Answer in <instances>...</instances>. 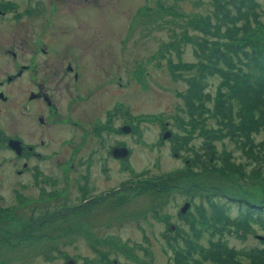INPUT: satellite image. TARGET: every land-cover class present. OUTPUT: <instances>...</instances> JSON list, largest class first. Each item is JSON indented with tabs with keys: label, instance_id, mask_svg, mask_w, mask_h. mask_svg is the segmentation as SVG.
I'll list each match as a JSON object with an SVG mask.
<instances>
[{
	"label": "rangeland",
	"instance_id": "obj_1",
	"mask_svg": "<svg viewBox=\"0 0 264 264\" xmlns=\"http://www.w3.org/2000/svg\"><path fill=\"white\" fill-rule=\"evenodd\" d=\"M210 3L211 0H56V12L52 18L54 26L51 27H56V33L57 27L67 28L57 35L58 41L68 44L85 38L96 49L102 48V55H114L120 59L114 64L116 69L113 73H105L93 59H83L84 80L93 82L95 78H102L105 86L95 98L99 104L93 106L99 110L89 111L92 108L90 97L86 106L80 105L76 109L73 103L74 114L91 121L94 119L92 115L99 116L101 110L103 118L100 121H104L107 119L105 113L117 101L120 114L111 121L115 125L125 123L128 113L134 117L136 131L119 135L105 131L102 148L91 139L88 146L85 144L84 154L88 150L91 158L92 194H101L110 188L120 190L119 193L101 199L96 197L84 205L75 206L80 203L78 185H81L80 175L85 174L87 162L78 158L80 152H73L76 154L73 168L55 166L53 160L41 163L48 174H43L39 182L28 184L19 192L13 191L11 184L0 191L3 195L0 201V264H64L68 258H73L76 264H170L173 256L171 240L177 239L182 246L183 232L192 237L189 222L197 211L193 204L200 201L205 204L208 197L201 193L211 185L220 183L221 187H239L251 194L257 193V199L264 196L262 179L246 181L232 176L233 179L222 177L218 182L208 176H199L198 172L195 176H187L185 172L189 169L185 164L192 156L191 150L199 151L204 139L200 134L195 132L183 148L176 139L161 138L166 129L174 135L177 132L181 137L182 132L175 120L177 115L183 116L180 111L184 108L183 99L179 93L186 90V79L192 76V71L190 67L176 69L173 66L179 62L198 64L197 42H190L185 34L199 35V30L190 20L209 13L212 9ZM42 24L43 18H40L26 27H42ZM96 35L99 36L98 41L94 38ZM113 40L118 50L114 49ZM101 59L105 60L104 57ZM218 82L216 75L208 78L211 93H214ZM208 124L214 125L213 120H208ZM72 130L73 138L79 139L80 132L75 128ZM86 131L92 136L88 125ZM58 133L65 136L63 131ZM71 133L66 132V135ZM255 138L263 139L264 130ZM59 139L56 138L57 142ZM120 140L132 149L128 166L140 173L138 180L183 169L180 176L171 182V187L163 191L169 195L164 196L162 210L159 209L158 214H154L150 206L153 198L160 195L153 191L151 185H127L118 189L117 186L128 183L130 174L121 162L108 155V150ZM213 143L217 151L228 150L235 162L247 161L229 139ZM176 152L178 156L174 155ZM251 167L245 166L248 170ZM49 176L52 183L45 180ZM208 193L212 194V190ZM185 201L190 202L189 209L179 216V208ZM47 210L52 214H46ZM238 212L237 205L231 204L230 216L235 220L242 219ZM251 225L254 232L245 238L225 233L224 239L235 248L264 247V239H260L264 238V228L255 221H251ZM170 226L175 227L169 229ZM208 238L204 232L197 244L206 246Z\"/></svg>",
	"mask_w": 264,
	"mask_h": 264
},
{
	"label": "trees",
	"instance_id": "obj_2",
	"mask_svg": "<svg viewBox=\"0 0 264 264\" xmlns=\"http://www.w3.org/2000/svg\"><path fill=\"white\" fill-rule=\"evenodd\" d=\"M210 4L209 13L190 20L199 35L183 32L190 42H197L198 64L179 62L173 66L176 69L190 67L192 76L186 79L188 86L184 93H179L183 99L184 108L180 110L183 116L177 115L175 120L181 137L176 132L171 138L176 139L181 148L195 132L204 138L199 151L191 150L192 156L185 164L189 169L185 172L187 176L198 172L199 176L218 182L222 177L233 179L232 176L246 181H264V138H255L264 130V0H211ZM214 75L219 82L211 93L208 78ZM208 120H213L214 125H209ZM221 139L233 142L247 161L237 163L228 150L217 151L213 142ZM251 165L249 170L245 168ZM182 170L137 180L151 185L155 193L159 192L160 196H155L150 206L154 214L161 210L164 196L169 195L163 191L171 187ZM219 184L201 193L208 197L206 206L201 201L194 202L197 211L189 222L192 237L181 230L183 236L180 231L178 234L183 245L175 238L171 240L170 264H264V247L235 248L224 239L225 233L245 238L254 232L251 221L259 222L264 228V196L257 199V193ZM231 204L237 205L242 219L230 216ZM47 213L52 214L48 210ZM204 232L209 236L206 246L197 244Z\"/></svg>",
	"mask_w": 264,
	"mask_h": 264
},
{
	"label": "flooded vegetation",
	"instance_id": "obj_3",
	"mask_svg": "<svg viewBox=\"0 0 264 264\" xmlns=\"http://www.w3.org/2000/svg\"><path fill=\"white\" fill-rule=\"evenodd\" d=\"M56 7V0H0V191L11 184L13 191L19 192L28 184L39 182L48 174L41 163L53 160L55 166L59 164L65 165L67 169L73 168L72 161L80 152L78 158L87 161L85 174L80 175L81 185H78L80 203L75 205L81 206L93 198L101 199L120 191L110 188L101 194H92L89 171L91 158L88 150L84 154L85 144L91 139L102 148L105 131L119 135L125 133L121 127L126 124L131 127L132 133L136 131V125L132 116L125 123L115 125L111 121L120 114V103L117 101L105 113L107 119L104 121H100L103 118L100 116L103 114L101 110L99 116L92 115L94 119L91 121L74 114L73 103L77 109L90 102L91 113L99 110L93 106L99 104L95 98L99 97V90L105 86L102 78H95L93 82L84 80L83 59L95 60L105 73H113L116 69L114 64L120 59L114 55H102V48L96 49L85 38L68 44L58 41L57 35L64 33L67 28L57 27L56 33V27H51L54 26L52 18ZM45 15L47 17H42ZM40 18H43L42 27H26L29 24L32 26ZM98 37L96 35L94 38L98 41ZM113 47L118 50L114 40ZM103 57L105 60H100ZM104 63H107L106 68ZM67 93H70V97H67ZM90 97L92 99L86 102ZM87 125L92 136L86 131ZM73 128L80 132L79 139L73 138ZM58 131H63L65 136H60ZM66 132L71 134L67 136ZM58 137L61 139L57 142ZM115 146L126 147L127 155L115 158L112 155ZM131 154L132 149L121 140L108 150V155L121 162L130 174L128 183H122L117 186L118 189L127 185H145L137 184V172L128 166ZM47 179L52 183L51 176L45 177ZM2 200L3 195L0 194ZM66 204L68 207L69 204Z\"/></svg>",
	"mask_w": 264,
	"mask_h": 264
},
{
	"label": "water",
	"instance_id": "obj_4",
	"mask_svg": "<svg viewBox=\"0 0 264 264\" xmlns=\"http://www.w3.org/2000/svg\"><path fill=\"white\" fill-rule=\"evenodd\" d=\"M121 130L125 133H128L130 132L131 130V127L128 126V125H123L121 127ZM171 131L166 129L163 134H162V139H168L171 137ZM15 141V140H13ZM13 141L11 142V145L13 146ZM128 153V149L126 147H123V146H115L113 149H112V155L115 157V158H124ZM176 155V153L174 154ZM190 206V202L186 201L182 204V206L179 208V214H184L186 213V211L188 210ZM175 226H170L169 229H172L174 228ZM261 239H263V237H260ZM64 264H76L75 260L73 258H68Z\"/></svg>",
	"mask_w": 264,
	"mask_h": 264
}]
</instances>
